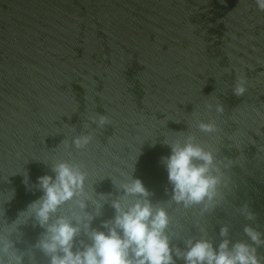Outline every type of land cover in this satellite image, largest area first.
Segmentation results:
<instances>
[{"label": "water", "instance_id": "1", "mask_svg": "<svg viewBox=\"0 0 264 264\" xmlns=\"http://www.w3.org/2000/svg\"><path fill=\"white\" fill-rule=\"evenodd\" d=\"M242 66L252 87L237 98L232 67ZM212 96L225 105V133L237 130L244 143L237 149L225 140L222 154L245 157L231 170L225 200L200 218L218 244L225 224L233 241L247 239L245 225L264 233V13L253 0H0V221L13 222L42 195L37 177L52 173L36 159L46 160L64 138L55 135L62 122L79 131L88 110H110L114 125L98 137L106 151L79 158L115 176L134 163L133 177L153 194L152 202H167L171 185L161 158L171 150L162 135L186 131L185 117ZM169 118L181 123L159 126ZM94 187L112 198L122 194L110 177ZM245 204L254 220L239 213ZM165 206L173 243L183 248L184 239L200 235L199 208ZM113 217L109 201L92 227L104 230L101 222ZM42 231L29 220L16 246L26 250ZM33 253L35 264H48L40 250ZM258 253L264 256V247Z\"/></svg>", "mask_w": 264, "mask_h": 264}, {"label": "clouds", "instance_id": "2", "mask_svg": "<svg viewBox=\"0 0 264 264\" xmlns=\"http://www.w3.org/2000/svg\"><path fill=\"white\" fill-rule=\"evenodd\" d=\"M253 3L258 12L264 13V0ZM245 68L232 67L235 69L232 94L237 98L244 97L252 87ZM232 69L226 68V72ZM95 95L102 97L98 92ZM86 99L95 104L92 96ZM225 111V105L212 96L195 105L185 117L186 131L162 135L163 144L171 150L170 155L161 158L171 185V198L155 204L150 199L153 194L140 179L133 177L134 163L131 171L118 169L119 176H115L104 168L89 169L79 158L96 149L106 151L98 137L114 125L110 110L84 112L79 131L76 125L62 122L55 135L64 138L46 160L36 159L49 166L52 173L37 177L34 187L42 195L19 212L13 222L0 221V264H25L26 256L29 264H35L33 249L40 250L48 258V264H177L178 260L183 264H264V256L258 253L264 247V233L245 225L243 233L247 239L233 241L230 227L225 224L220 228L221 240L215 244L207 227L201 224L200 218L219 207L226 198V190H231L232 168L243 166L245 161L242 151L235 159L222 154L225 140L237 149L244 145L237 130L225 133L222 126L226 123L222 119ZM168 121L181 123L169 118L158 124L167 127ZM110 142L108 137L107 143ZM105 177L111 178L121 195L112 198V193L96 192L94 185ZM24 183L29 185L27 174ZM109 201L114 217L101 222L104 230L93 228L92 221L102 215L104 204ZM165 203L177 205L178 210L199 208L195 226L200 235L184 239L183 248L173 243L176 235L170 231L173 217ZM90 206L91 211L87 210ZM238 211L248 220L255 219L247 204ZM3 216L2 208L0 217ZM29 220L33 227L38 225L43 231L34 245L21 250L16 246L22 236L19 228ZM81 236L87 239H80Z\"/></svg>", "mask_w": 264, "mask_h": 264}]
</instances>
